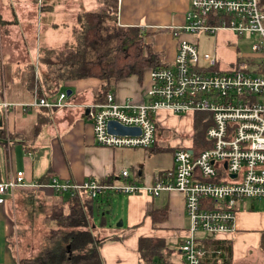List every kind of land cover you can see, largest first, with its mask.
<instances>
[{"label": "crops", "instance_id": "crops-1", "mask_svg": "<svg viewBox=\"0 0 264 264\" xmlns=\"http://www.w3.org/2000/svg\"><path fill=\"white\" fill-rule=\"evenodd\" d=\"M64 1L66 10L77 6L71 0ZM43 2L47 10L41 12L42 0H0V42H3L7 27L14 22L15 27L10 30L14 31L16 28L19 31L21 40L26 43L27 57L26 62H11L7 55H3L4 63L14 64L17 68L6 73L5 66L2 67V91L7 102L26 104L32 101L33 89L37 86L38 95L52 104H56L59 94L64 93L66 97L61 102L65 106L28 110L16 107L6 114L2 112L0 129H3L4 138H0V146L4 157L0 178L3 180L9 171H22L27 184H38L39 179L44 176L49 182L56 179L72 184L94 182L107 185L124 182L120 172L127 170L130 182L149 185L153 184L157 175L172 176V150L167 145L178 134L190 131V117L180 118L160 111L156 144L149 151L99 147L94 143L91 122L82 108L90 102L98 101L102 82L86 78L59 79L57 83H53L51 72L45 74L39 63L37 79L31 77L34 75L31 70L34 63H31L27 44L49 25L52 31H59L58 37L64 35V39L60 41L56 37V41L64 43L41 47L62 49L70 42L67 43L65 33L62 34L59 29L74 28V23L78 22L76 16L79 13L68 11L65 22L46 17L53 5L49 0ZM188 3L189 0H121L117 2V23L122 27H137L142 32L149 33L143 42L149 44L152 51L162 52L164 61L170 62L176 52V39L171 35V29L183 24ZM71 34L74 39L73 30ZM216 34L224 38L215 54L222 64L234 61L238 57L237 51H233L231 59H228L225 47L230 41L236 40L235 36L227 31ZM182 37L198 43V37ZM148 72L149 70L144 71L141 78L135 75L125 78L108 92H112L119 102L128 99L140 102L143 99L142 87L149 83ZM30 77L32 85L29 83ZM44 82H52L53 85ZM67 91L70 93L67 94ZM159 152L163 156L160 154L161 157H158ZM82 195L83 192H78L76 197L80 199ZM103 195L107 196L105 202L108 203V210L100 214L105 215L106 227H98L94 232L104 242L100 248L102 264H142L137 253L140 238H152L161 243L155 256L157 261L184 264L183 254L177 249L188 237V221L182 194L162 192L158 197H148L107 192ZM70 199L67 194L56 193L47 186L20 188L6 195L4 204H0V223L4 229L0 264H22V260L41 256V252L49 247L48 237L53 233L61 234L62 227L54 216L59 211L62 214L69 212L72 206ZM253 204L236 212L232 235L218 238L231 244L232 264H264V211L255 210ZM81 209L87 212L85 208ZM153 211L166 213L165 219L156 229L151 222ZM88 212V220L90 218L98 224L99 215L93 210ZM117 220L122 223L121 226L114 225ZM206 238L207 236L200 234L197 247ZM199 250L200 259L206 261L203 251Z\"/></svg>", "mask_w": 264, "mask_h": 264}, {"label": "built area", "instance_id": "built-area-1", "mask_svg": "<svg viewBox=\"0 0 264 264\" xmlns=\"http://www.w3.org/2000/svg\"><path fill=\"white\" fill-rule=\"evenodd\" d=\"M220 31L230 32L235 38L253 36L255 41L249 42V53L222 64L215 53L201 55L197 42L182 37L197 38ZM171 35L176 39L175 55L170 62L164 61L166 67L149 70V83L140 102H119L107 92L103 102L83 108L92 125L94 143L110 149L154 148L160 111L190 117V131L178 134L167 145L172 150V176L160 174L153 184L139 185L130 182L128 171L122 170L125 181L121 183L72 184L52 179L43 185L27 184L24 172L9 171L0 180V204L16 189L43 186L70 197L85 191L91 198L107 192L148 197L178 192L183 195L188 221V237L177 248L184 264H227L201 260L197 242L200 234L216 240L232 235L237 208L245 202L264 203V8L259 0H189L183 24L172 28ZM33 72L36 80L38 55ZM37 89L35 86L33 99L26 104L7 102L2 91L0 120L2 112L16 107L65 106L61 102L64 93L52 104L40 97ZM110 121L136 128L139 133H111L107 130ZM195 129L203 130V137L198 139Z\"/></svg>", "mask_w": 264, "mask_h": 264}, {"label": "trees", "instance_id": "trees-1", "mask_svg": "<svg viewBox=\"0 0 264 264\" xmlns=\"http://www.w3.org/2000/svg\"><path fill=\"white\" fill-rule=\"evenodd\" d=\"M259 3L264 8V0H259ZM40 10L41 12L47 10L43 0ZM117 13L116 0H100L93 10L76 16L81 24L79 30L76 27L73 28L77 48H74L72 44L62 49L38 47V63L45 70V74L51 72L53 83H57L59 79L60 81L98 79L102 83L98 91L97 102H103L105 94L119 81L134 75L141 78L146 70L167 66L164 63V54L152 51L150 45L143 42L144 37L150 34L142 32L137 27L119 26ZM14 27L15 23L11 22L7 27L8 31L4 33V54L11 62H26V43L21 40L16 28L14 31L10 30ZM31 70L33 73V68ZM31 77L29 78L30 85H32ZM44 83L53 85L52 82ZM82 110L84 113L85 109L82 108ZM0 131V138H4L3 129ZM202 131L195 129V133L200 135L198 139L203 137ZM39 183L48 184L49 180L43 176L39 179ZM81 192L83 195L80 199L76 197L77 193L71 197L72 206L67 214H62L61 211L55 213L54 218L62 227L61 234L53 233L48 237L49 247L41 252V256L22 260V264H102L100 248L104 242L94 232L98 227H106L105 215L100 213L106 210L102 205L107 207L108 203L99 201L95 203V213L99 215V221L96 224L92 219L88 220L90 213L88 211L85 213L81 209L83 206L89 207L94 198H91L85 191ZM165 217V212L153 211L151 214L152 227L158 228ZM159 248H161V243L157 240L140 238L137 246L140 262L152 264L157 261L155 256ZM198 248L203 251L206 261L232 264V247L229 242L207 237L201 241Z\"/></svg>", "mask_w": 264, "mask_h": 264}, {"label": "rangeland", "instance_id": "rangeland-1", "mask_svg": "<svg viewBox=\"0 0 264 264\" xmlns=\"http://www.w3.org/2000/svg\"><path fill=\"white\" fill-rule=\"evenodd\" d=\"M71 1L75 2L77 4V6H73L71 9L66 10L64 0H49V2L52 3L51 5H53V9L50 13L46 14V17H53V19L56 21L65 22V17H66L67 11L68 12H74V14H77V13L81 14L85 11L93 10L98 5V3L100 2V0H71ZM67 14H69V13H67ZM73 26H76V28L78 30L81 28V24L79 22L74 23ZM59 30L62 31V34L65 33V38L67 39V43L70 42V44H72L74 48H77V43H76L75 39H72V34H71L73 27H70V29H65V30L63 27V28H60ZM58 32L59 31H56V32L52 31L51 27L48 25L41 32V34H39V33H38L39 35L36 34L35 39L33 38V40H31L27 44L31 63H34V61H35V54H36L37 46L63 45L64 42H62L60 44V42H58V41L64 39V35H62L61 37H58ZM219 34H221V33H219ZM219 34H212V35L199 34L197 48H198V51L201 55L204 53L213 54L219 50L218 46H221V44L223 42V38H224L222 35L219 36ZM222 34H226V33H222ZM56 37L58 38V41H56ZM254 41H255V39L253 38V36H247V35H245L243 37L236 38V40L230 41L228 43V45H226V47H225L227 52H228V55H229L228 59H231V57H232L231 54L233 51H237L238 55L249 53V42H254ZM3 47H4L3 42H0V65L2 64L1 67L5 66V71H6V73H8L10 70L16 69L17 66L14 64H9L6 61L4 63V59H3L4 49H3ZM32 77H34L33 74H32ZM3 86H4V84L0 80V91H2ZM6 88H7V86H6ZM142 89H144V88L142 87ZM160 154H161V156H163V153L159 152V153H157L158 157H161V156H159ZM3 157H4V152L2 151V147L0 146V173H1V170L3 168ZM148 161L151 162V160H148ZM106 198H107V196L100 194V195H98L97 198L93 199L94 201L89 205V207L83 206V208H85L86 211H88V210L95 211V209H96L95 203L97 201L105 202ZM251 203L252 202H245L244 205L242 206V208L239 207V208H237V210L240 211L246 205H249ZM253 205H254L255 210L264 211V203H254ZM102 206L106 209L105 211L108 210V208L105 205H102ZM118 222H119V220H117V222H115L114 225H116ZM3 230H4L3 226L0 223V254L3 253V248H4V246H3V240H4Z\"/></svg>", "mask_w": 264, "mask_h": 264}, {"label": "water", "instance_id": "water-1", "mask_svg": "<svg viewBox=\"0 0 264 264\" xmlns=\"http://www.w3.org/2000/svg\"><path fill=\"white\" fill-rule=\"evenodd\" d=\"M70 91H67V94H69ZM87 114V112H86ZM0 127H1V120H0ZM107 130L111 133H116L118 135H134V134H138L139 131L136 128H128V127H123L113 121L108 122L107 124ZM122 223L118 222V224H116V226H121Z\"/></svg>", "mask_w": 264, "mask_h": 264}]
</instances>
